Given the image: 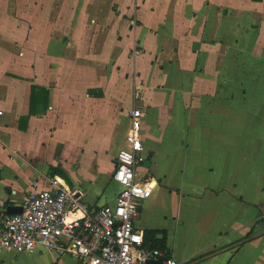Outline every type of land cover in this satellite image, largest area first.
Wrapping results in <instances>:
<instances>
[{
  "label": "crops",
  "instance_id": "1",
  "mask_svg": "<svg viewBox=\"0 0 264 264\" xmlns=\"http://www.w3.org/2000/svg\"><path fill=\"white\" fill-rule=\"evenodd\" d=\"M130 53L132 62L126 58ZM239 57L244 60L238 75L227 77L238 65L233 58ZM155 68L164 74L180 69L193 75L188 79L193 88L189 103L194 110H206L200 117L211 125L202 126L205 134L188 127L186 137L192 144L206 136L218 138L223 130L231 144L242 148L241 137L261 129L256 124L248 130L246 119L264 105V81L236 78L247 73L260 77L264 72V0H0V219L10 207H22L35 184L48 188L55 176L82 190L89 205L114 202L121 187L112 180L113 173L106 180L96 176L91 185L97 193L90 197V186L74 182L63 156L73 143L104 148L118 122L123 129L120 151L126 146L129 111L134 106L147 112L142 138L153 165L159 155L157 129L147 122V107L137 102ZM117 76L128 86L131 80L134 84L133 105L126 113L121 107L120 117L109 111L115 100L109 93L113 86H107ZM213 77L209 92L198 91V82ZM234 86L240 88L239 95L228 90ZM251 86L262 92L252 93ZM157 160L150 183L153 192L161 186L180 203L191 201L199 208L208 201L213 207L191 219L203 229L197 234L201 241L189 245L171 230L185 231L182 212L163 211L159 200L143 201L136 226L150 246L162 248L180 264H264L260 197L247 198L236 184L216 177L211 180L215 185L192 194L174 185L172 173ZM113 183L118 189L109 194ZM160 212L176 224L156 222ZM0 264L87 263L47 250L1 252Z\"/></svg>",
  "mask_w": 264,
  "mask_h": 264
},
{
  "label": "rangeland",
  "instance_id": "2",
  "mask_svg": "<svg viewBox=\"0 0 264 264\" xmlns=\"http://www.w3.org/2000/svg\"><path fill=\"white\" fill-rule=\"evenodd\" d=\"M128 56L129 54L126 57L127 61L132 62L131 58H133V54L130 53V59ZM233 59L235 62H238V65L235 64L236 66L230 70V74L226 75L227 77L235 76L240 69V63L244 60L241 57ZM248 64L252 65V71H254V65L251 62ZM241 72L242 69L239 74ZM151 76L152 81L149 85L147 83L144 84V91L140 94L141 99L137 103L147 107V122L157 129L155 141L159 148V155H156L153 159V165L148 159L140 167L139 173H141L139 175L142 178L151 177L153 175L154 161H158L157 159L159 158L163 162V168L167 172L172 173L171 182L174 185H180L185 191L199 195L202 193L205 185H215L211 181L213 177H216L218 180L224 178V183L231 182V184H236L239 187V191L247 198L252 197L253 199L258 196L264 203V105L257 112L255 109L251 111L249 117L246 119L248 130L249 128L252 129L256 124L260 125L261 129L257 133H248L241 137L242 142L240 144L242 148L231 144L229 141L230 135L227 134V131L224 132L223 130L218 132V136H216L218 138L213 139L206 136L205 139L199 143L196 142L197 144L194 145V143H191L190 138L186 137V129L190 127V131L193 133L205 134L207 133V129L202 128V126L204 125L205 127L206 125L209 128L211 123L209 121L206 122L205 119L200 117V115H203L201 113L207 112L206 110L200 107H195L194 110V107L189 103V94L193 88L188 79L189 77H193V75H189L186 71L182 72L180 69L178 71L172 70L170 74H164L160 68H155L151 71ZM245 76L247 77L239 76L236 79L240 82L247 81L248 83H254L250 80L254 81L256 78L259 80L262 77L261 80L264 81V72L260 77L249 76L248 73ZM215 79L216 77H213L198 82V91L209 92L210 89L207 86L212 87ZM107 86H113L109 89V93L110 97L115 100L114 107H110L109 111L114 112L116 116L120 117V112H122L121 107H123V112L126 113L127 109L133 105V81L131 80L128 86L125 80L117 76ZM250 89L252 93L257 91L262 92L260 87L251 86ZM228 90H236L234 91L236 94L241 93L240 88L237 86L228 87ZM225 92L226 94L229 93L228 91ZM120 125L118 122L117 127H114L104 148L93 150V146L87 149L86 144L80 143L76 145L73 143L70 146V151L64 153L62 162L66 171L75 183L84 184L86 187L90 186V197H93L97 193V189L91 185L93 181H97L96 176L99 175L102 179L106 180L114 171L112 159L115 158L121 147L119 142L123 133ZM125 126H129V119L125 121ZM192 141L195 142L194 140ZM82 146L85 148H82ZM254 181H261L263 184L255 186ZM117 189V184L113 183L109 186L108 193L111 194ZM233 189L234 187L230 191L233 192ZM150 199L151 203L159 200L163 211L171 208L175 214L179 211L184 214V218L186 219L185 231L177 234L178 229L174 227L171 229L173 236L182 237L189 245L201 241L197 234L199 233L198 230L203 228L196 226L199 222H196L194 219L192 223L191 219L200 213L203 215V213L208 212L213 207L211 202L207 201L205 205L199 208L191 201L189 203H180L177 196L165 193L161 186L154 190ZM262 210V216L258 219L259 221L264 218V204ZM143 213L146 214V208L144 207ZM154 219L156 222L166 224L168 227L171 224H176L171 219H164L161 212ZM208 233H213V231L210 230Z\"/></svg>",
  "mask_w": 264,
  "mask_h": 264
},
{
  "label": "built area",
  "instance_id": "3",
  "mask_svg": "<svg viewBox=\"0 0 264 264\" xmlns=\"http://www.w3.org/2000/svg\"><path fill=\"white\" fill-rule=\"evenodd\" d=\"M146 109L129 111L126 146L116 158L112 180L121 190L114 202L89 205L84 192L65 185L58 177L48 188L36 184L22 204V212L3 211L0 253L14 255L55 251L87 264H180L162 248L150 246L136 226L142 202L153 195L151 177L138 168L148 159L142 138Z\"/></svg>",
  "mask_w": 264,
  "mask_h": 264
},
{
  "label": "water",
  "instance_id": "4",
  "mask_svg": "<svg viewBox=\"0 0 264 264\" xmlns=\"http://www.w3.org/2000/svg\"><path fill=\"white\" fill-rule=\"evenodd\" d=\"M116 164V161H115ZM22 212V207H10L9 208V213L11 214H16V213H21Z\"/></svg>",
  "mask_w": 264,
  "mask_h": 264
},
{
  "label": "trees",
  "instance_id": "5",
  "mask_svg": "<svg viewBox=\"0 0 264 264\" xmlns=\"http://www.w3.org/2000/svg\"><path fill=\"white\" fill-rule=\"evenodd\" d=\"M32 112H33V109H32ZM250 238V234L249 235H247V237H246V239L245 240H247V239H249Z\"/></svg>",
  "mask_w": 264,
  "mask_h": 264
}]
</instances>
